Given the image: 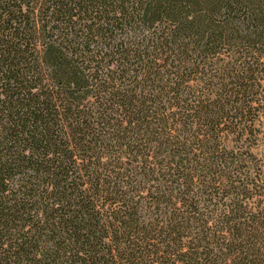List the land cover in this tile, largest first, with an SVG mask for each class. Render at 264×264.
<instances>
[{"label":"trees","instance_id":"16d2710c","mask_svg":"<svg viewBox=\"0 0 264 264\" xmlns=\"http://www.w3.org/2000/svg\"><path fill=\"white\" fill-rule=\"evenodd\" d=\"M264 0H0V264L264 263Z\"/></svg>","mask_w":264,"mask_h":264},{"label":"rangeland","instance_id":"374dc122","mask_svg":"<svg viewBox=\"0 0 264 264\" xmlns=\"http://www.w3.org/2000/svg\"><path fill=\"white\" fill-rule=\"evenodd\" d=\"M263 122H264V119H263ZM264 264V263H263Z\"/></svg>","mask_w":264,"mask_h":264}]
</instances>
